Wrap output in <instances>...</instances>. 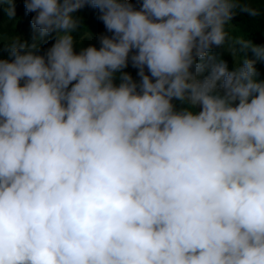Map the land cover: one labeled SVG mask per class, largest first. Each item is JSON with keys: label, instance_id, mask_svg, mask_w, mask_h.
<instances>
[{"label": "clouds", "instance_id": "clouds-1", "mask_svg": "<svg viewBox=\"0 0 264 264\" xmlns=\"http://www.w3.org/2000/svg\"><path fill=\"white\" fill-rule=\"evenodd\" d=\"M137 2L24 0L37 34L0 59V264H264V44L230 31L264 9ZM86 5L111 35L77 53Z\"/></svg>", "mask_w": 264, "mask_h": 264}, {"label": "trees", "instance_id": "trees-1", "mask_svg": "<svg viewBox=\"0 0 264 264\" xmlns=\"http://www.w3.org/2000/svg\"><path fill=\"white\" fill-rule=\"evenodd\" d=\"M131 2L137 8L139 7L137 0H131ZM14 3L16 14L14 18L9 19L7 15L8 4L0 0V34L5 36V39L0 40V59H12L9 56L12 38H18L21 42L31 44L34 35L37 34L31 24L32 17L35 13L25 11L24 0H14ZM254 6L264 9V0H255ZM77 15L81 17L82 22L75 33L76 43L74 45V51L79 53L82 47L89 45H94L99 48V36L101 34L111 35L106 30L103 22L98 18L99 10L90 5H86L83 9L79 10ZM232 23L234 27L230 31L234 34H247L248 38L253 40V42L264 44V12L256 18L250 17L247 13L238 12L234 16ZM54 42L55 38L53 36L45 37L40 42L36 51L38 54L43 55ZM215 52L228 62L230 68L233 66V59L230 55L222 52L220 49H216ZM256 68L259 73V78L264 80V62H257ZM123 71L128 72L134 81H139L140 77L137 75L138 69L132 66L131 61H129L128 66ZM145 72L147 73V69H145ZM115 83L117 85L120 83L118 74ZM174 103L177 108L181 106L179 101H174Z\"/></svg>", "mask_w": 264, "mask_h": 264}, {"label": "rangeland", "instance_id": "rangeland-1", "mask_svg": "<svg viewBox=\"0 0 264 264\" xmlns=\"http://www.w3.org/2000/svg\"><path fill=\"white\" fill-rule=\"evenodd\" d=\"M1 39H5V36H3V35L0 34V40Z\"/></svg>", "mask_w": 264, "mask_h": 264}]
</instances>
